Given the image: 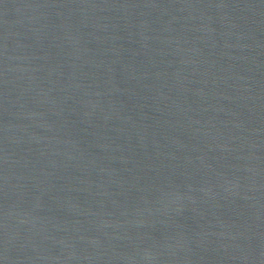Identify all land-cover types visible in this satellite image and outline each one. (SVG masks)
<instances>
[{"label":"water","instance_id":"95a60500","mask_svg":"<svg viewBox=\"0 0 264 264\" xmlns=\"http://www.w3.org/2000/svg\"><path fill=\"white\" fill-rule=\"evenodd\" d=\"M0 264H264V0H0Z\"/></svg>","mask_w":264,"mask_h":264}]
</instances>
